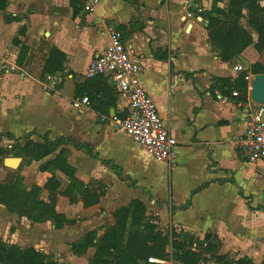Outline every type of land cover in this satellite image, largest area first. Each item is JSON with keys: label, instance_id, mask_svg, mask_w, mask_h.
<instances>
[{"label": "crops", "instance_id": "obj_1", "mask_svg": "<svg viewBox=\"0 0 264 264\" xmlns=\"http://www.w3.org/2000/svg\"><path fill=\"white\" fill-rule=\"evenodd\" d=\"M5 1L6 9L0 12V67L5 64L10 71L0 73V137L10 135L13 141L34 136L44 143L67 144L83 156V169L68 162L85 187L91 183L111 184L115 191L125 187V195L116 196L130 195V201L145 192L155 201L150 210L161 226L172 225L199 243L211 236L218 241L219 255L264 264V212L256 211L259 205L264 208V163H247L237 147L251 100L240 103L213 86L216 79H237L242 73L237 66L246 73L254 66L264 69V51L258 53L252 45L232 62H221L208 43L202 14L185 19L186 0H97L91 13L84 6L93 0H79L82 7L75 14L69 0ZM194 2L211 11L210 0ZM178 23L184 24L181 32ZM187 30L188 59L179 42ZM111 31L140 63L139 85L177 142L172 162L159 161L163 171L136 166V153L155 159L107 121L112 114L122 115L125 107L112 80L84 76ZM252 38L256 43V35ZM21 48L24 57L18 64ZM52 49L65 56L64 71L44 76ZM253 76L247 73L248 97ZM181 84L188 85L186 112L175 101ZM82 97L89 105L74 108V100ZM182 167H188V186ZM129 181L134 188H127ZM74 208L56 205L54 210L74 222ZM68 226L52 227L53 249L30 246L46 255H55L61 246L70 264H88L95 249L74 255L72 246L89 231L80 234L76 227L70 230L76 236L66 238Z\"/></svg>", "mask_w": 264, "mask_h": 264}, {"label": "rangeland", "instance_id": "obj_2", "mask_svg": "<svg viewBox=\"0 0 264 264\" xmlns=\"http://www.w3.org/2000/svg\"><path fill=\"white\" fill-rule=\"evenodd\" d=\"M224 1L226 3H224ZM257 2L260 6H263L261 5L262 1L260 2V0H257ZM228 4L229 0H223L221 3H216V7L226 10L228 8ZM206 14H208V12L204 11L203 9L202 19L205 22L204 24L207 25V21L205 20ZM183 25L184 24L180 23L176 24L177 31L181 32ZM241 26L246 29V31H248L251 36L255 35L254 31L251 28L247 27V24L244 20L241 21ZM179 42L184 45L186 54L185 56L188 59V30L186 31V35L180 37ZM250 70L251 69L249 68L247 72H249ZM4 71H10L5 64L0 67V73H3ZM252 80L253 78L250 80L249 84L252 82ZM213 83L214 87L218 86L214 81ZM222 90L225 95L229 96L231 93V91L225 87H222ZM175 101L178 109L181 112H186V110L188 109L187 84H181L178 87L177 93L175 94ZM43 145L44 142L38 141V139L34 136H26L25 138H21L18 140H14L13 138V141L0 137V150L4 152V155L0 158V186H6L8 184L14 185L15 180L19 178V184L13 189L14 191L21 194L19 196H22L23 201L27 202L23 206L15 207L14 211H11L12 208L8 209L4 205H0V240L2 243L7 245L8 247L16 246L20 249L32 248L36 252L39 251L36 250L37 248H33L35 245H38V249L40 246L43 248L48 247V249H53V246L55 244L51 242L50 232L55 224L52 221H42L41 223H39V213L37 212V209L32 205L36 198L38 201L45 204H50L51 202H53L54 209L56 205H59L62 208H65L67 205L75 207L73 209L74 222H67V220L65 219L66 221L59 226V229L64 225L66 227L69 225L68 230L63 232L64 234H66V238L69 237L70 234H72L70 230H74L76 227V231L80 234L86 233L87 231L95 232L96 242L103 236L106 230L114 226L118 221H124L126 232L130 231L129 218L126 221L125 213L120 212V210L122 208H130V203L133 201H137L139 203V207H142L143 216L149 220L150 225H153L155 228L159 229L161 231V234L163 236H166L168 239V243L165 248V258L162 260H158L151 257L147 259V263L156 264L149 262V259H153L163 261L164 264H178L175 259H173L174 251L173 249H171L170 244L173 241V239L171 238V234H179V232L176 231L172 225H160V222L150 210L155 206V201L153 200V198L147 197L146 193L141 191L138 193V195H136V200L130 201V195H126L124 196L125 198L122 197L121 199H118L116 194L118 196L125 195V187H117L115 191L112 190L111 184H104L102 186L101 184L96 183H91L89 185H86V187L83 186V189L71 192L69 191V194L71 195V197H69V195H66V189L69 186L68 176L66 172L62 170V165L63 163H65V165L70 166L69 162H71L72 165H78L79 169H83V166L81 165V162H83V156L78 154V157V155L76 154V150L72 149L67 144H57L54 145L53 151L49 156L40 161H34L32 159V154L35 152L37 147H42ZM17 152L20 153L18 158L22 159L19 168L17 170H10L4 167L3 159L14 158L13 155ZM134 156L136 166H138L142 171L156 172L160 168L162 169V171L164 170V167L162 168L161 166H159V161L157 162V160H154L152 162L145 156L138 153H136ZM192 158L193 156L191 155V161L188 163V166H191ZM187 168L188 167L181 168L185 175V186H188ZM252 174L253 173L251 169V172H249L247 178L250 177V175L252 176ZM128 187L134 188L135 185L131 184L129 181L127 188ZM25 192L32 194L29 195L27 199H24ZM70 198L73 200V202H75L72 203V200ZM84 198L86 199L85 203L90 204L89 206H84ZM8 203L10 206H13L14 204L13 202ZM259 206L258 208H256V211L264 212V208H259ZM131 232L134 233L135 230H131ZM26 234L33 236L30 239L31 242L28 240L30 236L29 238H26ZM72 235L76 236V234L74 233ZM32 244H34L33 247L30 246ZM212 245H215V248L219 247V244L216 241H214ZM66 246L68 245L66 244ZM59 248L55 253L56 256L53 254L46 255L42 252L39 253L45 256L48 262H52L53 264H70L72 261L70 258H67L64 255L65 250L63 249V247L59 246ZM207 248V243L203 242L199 249H195V253L200 255V259L196 264H229L232 262H236L234 261L235 258L233 259V257L219 255L218 250L215 253H213L214 251H212L211 253H207ZM73 251L72 253L74 255L84 254L82 251L80 253H77L76 250L74 252ZM50 252L51 251H49L48 253ZM94 255L91 257L88 264L91 263Z\"/></svg>", "mask_w": 264, "mask_h": 264}, {"label": "trees", "instance_id": "obj_3", "mask_svg": "<svg viewBox=\"0 0 264 264\" xmlns=\"http://www.w3.org/2000/svg\"><path fill=\"white\" fill-rule=\"evenodd\" d=\"M210 1L212 8L205 15V20L207 21L205 29L207 31L208 43L218 51L221 62H232L252 45H254V49L258 53L264 51V6H260L257 0H229L228 8L223 10L216 7V3H221L223 0ZM69 5L74 10L73 14L76 13L78 7H82L79 0H69ZM6 6L7 2L0 0V12L4 11ZM243 20L246 22L247 27L254 31L257 37L256 43L253 42V38L248 31L241 26V21ZM24 51V48L20 49L18 64L21 63L22 57H24ZM64 62L65 56L56 49H52L43 68V75L64 71ZM247 73L251 75L264 74V69L254 66ZM247 73L242 72L235 80L216 79L214 82L220 88L225 87L230 90L229 96L232 95V92L236 91L238 93V97L236 98L238 102L245 103L247 101ZM6 137L9 140L12 139L10 135ZM53 147V143L45 141L42 147L36 148L32 154V159L40 161L46 158L52 153ZM19 154V152L15 153L13 155L14 158H18ZM3 155L4 152L0 150V158ZM62 170L66 172L69 181V186L66 189L68 194L66 193V195L71 197L69 194L71 191L83 189L84 185L74 177L75 170L73 168L63 163ZM19 182L20 179L17 178L14 185L0 186V205H4L8 209L12 208L11 211H14L15 207L23 206L27 203L22 200V196H19L21 194L13 189ZM31 194L25 192L24 199H27ZM85 200L84 198V206H89L90 204L87 203V205ZM8 202H13V206H10ZM74 202L72 200V203ZM32 205L39 213V223L42 221H52L55 224L54 227L59 229V226L66 221L63 216L55 213L53 202L45 204L36 198ZM120 212L125 213L126 221L129 218L130 231L126 232L124 221H118L114 226L106 230L96 243H94L95 232H89L80 242L72 246V251L76 250L77 253L81 251L84 253L88 248L96 249L94 258L90 264H148L147 259L151 257L158 260L164 259L168 239L161 234L159 229L150 225L149 220L143 216L142 207H139V203L133 201L130 203V208H122ZM170 212L172 213V210ZM131 230H135V232L132 233ZM171 235L173 241L170 246L174 251L173 259L178 264H196L200 259V255L192 249L194 245L196 250L199 249L202 243H199L183 232L179 234L172 233ZM214 241L218 242L211 236L204 238V242L207 243L208 247L207 253H211L212 251L215 253L218 250L217 247L215 248V245H212ZM0 263L53 264L52 262H48L45 256L32 248L20 249L16 246L8 247L1 240ZM229 264H251V262L243 259Z\"/></svg>", "mask_w": 264, "mask_h": 264}, {"label": "built area", "instance_id": "obj_4", "mask_svg": "<svg viewBox=\"0 0 264 264\" xmlns=\"http://www.w3.org/2000/svg\"><path fill=\"white\" fill-rule=\"evenodd\" d=\"M96 4L97 0L87 3L84 11L93 12ZM184 4L185 19H193L203 13V9L195 4L194 0H186ZM141 71L140 63L127 50L118 33L111 31L106 46L91 60L84 76L88 80L97 77L112 80L125 102V107L122 115L112 114L107 121L116 126L121 134L129 137L148 156L169 163L176 156L177 142L159 117L154 103L139 85ZM236 71L243 72V68L237 66ZM47 80L54 79L47 77ZM232 97L237 98L238 93L232 92ZM247 101H250L248 96ZM72 105L74 108L87 106L89 99H76ZM101 121L105 122L106 119ZM244 125L237 147L247 163H264V107L251 101V106L247 107ZM149 262L164 264L163 261L153 259H149Z\"/></svg>", "mask_w": 264, "mask_h": 264}, {"label": "water", "instance_id": "obj_5", "mask_svg": "<svg viewBox=\"0 0 264 264\" xmlns=\"http://www.w3.org/2000/svg\"><path fill=\"white\" fill-rule=\"evenodd\" d=\"M249 98L255 105L264 106V74L255 75L249 85ZM22 162L21 158H6L3 166L10 170H17Z\"/></svg>", "mask_w": 264, "mask_h": 264}]
</instances>
